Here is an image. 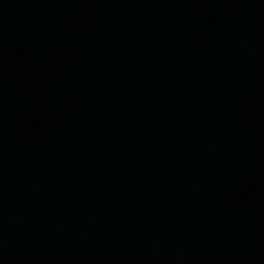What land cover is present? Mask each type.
Instances as JSON below:
<instances>
[{"label": "water", "instance_id": "obj_1", "mask_svg": "<svg viewBox=\"0 0 264 264\" xmlns=\"http://www.w3.org/2000/svg\"><path fill=\"white\" fill-rule=\"evenodd\" d=\"M0 264H264V0H0Z\"/></svg>", "mask_w": 264, "mask_h": 264}]
</instances>
